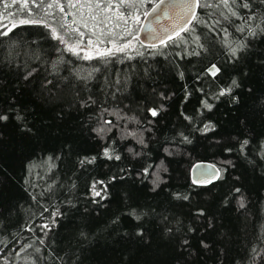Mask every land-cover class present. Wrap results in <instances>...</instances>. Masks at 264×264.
Wrapping results in <instances>:
<instances>
[{"label": "trees", "instance_id": "1", "mask_svg": "<svg viewBox=\"0 0 264 264\" xmlns=\"http://www.w3.org/2000/svg\"><path fill=\"white\" fill-rule=\"evenodd\" d=\"M156 1L139 7L140 23ZM250 5L238 8L240 15L264 19V3ZM16 7L7 11L15 15ZM197 11L208 26L195 24V32L182 34L186 43L141 46L140 23L133 24L135 49L107 63L65 52L43 25H20L0 36V112L9 115L0 122V249L10 261L20 245L43 236L36 225L49 223L45 244H34L41 253L28 250L38 264H253L251 248L264 247V32L241 33L236 26L243 20ZM216 19L228 28V40L244 43L237 58L230 60L220 27L210 30ZM212 63L222 69L218 80L205 72ZM93 66L100 71L78 79L77 72ZM233 78L235 101L212 97ZM204 99L211 111L202 107ZM205 125L212 130L203 131ZM101 126L105 131L97 135ZM92 157L93 163L81 164ZM198 161L213 163L222 178L193 180L190 169ZM153 173L159 177L155 190ZM98 180L105 184L97 190L106 185L104 199L92 196ZM55 208L61 215L53 224ZM29 224L34 232L24 231Z\"/></svg>", "mask_w": 264, "mask_h": 264}, {"label": "snow or ice", "instance_id": "2", "mask_svg": "<svg viewBox=\"0 0 264 264\" xmlns=\"http://www.w3.org/2000/svg\"><path fill=\"white\" fill-rule=\"evenodd\" d=\"M146 0H0V29H6L0 31V36H8L9 33L13 31L16 27L20 25H43L45 28L49 29L51 37L53 40H57L61 45H64V51L70 53L72 56L76 57L79 60L83 61H102L109 62L111 59L116 58L118 54L127 55L129 50H134L135 46L133 41L137 39L136 35L132 31L133 24L140 23V16L137 14L139 7L143 5ZM165 3V0H159V3L153 8V12H156L157 9H160L165 16L173 19V24L171 29L164 28V35L161 36L154 28L148 29L150 35L154 39H159V44L161 47H168L169 45H174L179 47L180 44L186 43V35L195 32V24H204L208 26V22L202 20L198 15V9H213L218 14V16L223 21H229L231 18L238 20H243L244 23L237 25L236 30L243 33L245 29L248 30V35H256L257 29L264 32V27H261L264 24V19H259L255 12H252L247 17H242L238 12V8L244 10L250 9V0H178L167 6L166 9H162L161 5ZM261 3H264V0H261ZM13 5H16V14L13 12L7 11L12 8ZM171 13V16H170ZM147 15V13H145ZM213 13H209L211 17ZM71 17V19H69ZM221 19H216L213 21L210 30L220 27V30L224 34V45L227 48V54L231 59L237 58V52L242 50L245 45L242 41L234 42L227 39L229 36L228 28H225L221 24ZM8 20V23L5 24L3 21ZM255 26L251 23L252 21H257ZM10 25V26H9ZM119 29V31H117ZM196 41H199V37H195ZM143 46V45H141ZM203 47L202 45H199ZM148 47L157 49L156 44H150ZM137 55L143 56L144 53L137 51ZM198 55L199 53H193ZM128 59H132V56H127ZM62 59V58H61ZM61 61H57L59 63ZM122 62V61H121ZM55 67V63L53 65ZM84 70L82 69L81 72ZM100 71L98 67H91L86 74L81 75L80 72H77L78 79H84L85 81L92 78L95 72ZM222 69L217 64L212 63L211 66L207 67L205 72L208 76H211L214 80H218L219 74ZM30 76L31 73H28ZM183 74H181L182 76ZM28 77L26 76L25 79ZM50 83V82H49ZM119 83V81H117ZM239 84L235 78L224 87L219 88L217 92L212 93V97L219 99L220 97L232 96L233 89L238 88ZM232 99L235 101L237 98L232 96ZM91 100V97H89ZM86 103L84 106H86ZM202 107L211 111L213 104L209 102L208 99L201 101ZM107 111V109H105ZM152 117L158 115L157 109H149ZM118 116V113H111ZM18 121L23 120V117L16 115L15 117ZM134 119V118H130ZM185 119H190V117L185 116ZM9 120V115L7 112H0V122H7ZM112 121H104V124H111ZM30 131V129H28ZM212 130L211 125H205L203 131L207 132ZM97 135L102 134L105 129L103 126L100 128L94 129ZM108 131H111L109 128ZM129 135H135L134 132L128 133ZM185 139H187L185 137ZM143 143V141H140ZM249 141L247 139L243 140L240 144V151L243 152L245 147L248 145ZM167 151V150H166ZM231 151V149H227ZM104 156L107 159H112L113 155L110 153L108 148L104 149ZM119 160L120 157L117 155L114 157ZM52 158L49 157L50 161ZM96 158L92 157L91 159L85 158L81 161V164L84 163H93ZM228 163H231L230 161ZM52 167V165H49ZM144 175L147 177L149 175L148 169H144ZM153 176H156V179L153 181L154 188L158 186L157 182L159 177L153 173ZM221 173L217 171L213 177L208 178L206 183H212L213 179H221ZM27 183V180L25 181ZM196 183V181H193ZM97 184L104 185L105 182L102 180L94 181L92 184V196L100 197L104 199L105 196L102 195V192H106V185L103 189L97 190ZM51 185L48 186V190H51ZM234 191L239 193L241 190L235 188ZM35 199V196H33ZM187 199V197H184ZM97 202V201H93ZM240 208H244L243 197H240L239 200ZM49 209L44 207V212H48ZM43 216V213H40ZM61 212L59 208H55L51 211L52 223H55V218L60 216ZM130 215L133 219L139 221L141 215L137 213L135 209H132ZM197 215L203 216V211L197 213ZM115 223V221H113ZM39 228L43 233V236L36 237L32 242L24 243L20 245L17 250H14L10 255H14L15 260L10 261L8 255H3V250L0 249V264H19L20 261H23L24 264H38L35 256L28 254V250L32 249L33 252L39 255L42 251L40 247H34L36 240L39 241L40 245L45 244L44 237L47 236L48 232L51 231V225L49 223H42L35 226ZM24 231L34 232L35 228L32 225H26ZM170 231V230H169ZM189 231L193 229L189 228ZM137 236L143 237V232L137 230ZM80 236L85 240L87 239V233L80 232ZM0 243H3L0 241ZM183 243L188 244L187 240H184ZM17 244H20L17 241ZM201 244L204 247H208L201 241ZM47 256H40V259H47ZM57 259H63V257H57ZM249 259L254 262L259 259L264 261V247L257 248L253 246L250 251Z\"/></svg>", "mask_w": 264, "mask_h": 264}, {"label": "water", "instance_id": "3", "mask_svg": "<svg viewBox=\"0 0 264 264\" xmlns=\"http://www.w3.org/2000/svg\"><path fill=\"white\" fill-rule=\"evenodd\" d=\"M178 2V0H165V3L161 5L162 9H166L168 5ZM159 3V0H157L153 5L145 12L147 15H143L139 30H138V40L139 42L147 46L150 44H156L157 46L159 44V39H154L152 35L149 34L148 29L154 28L159 33V35L163 36L164 28L171 29V25L173 24V19L169 18L168 16H165L164 13L157 9L156 12H153V8L156 7V5ZM171 16V13H170ZM215 165L210 162L206 161H198L196 162L190 169V176L193 180H201L210 178L214 172H215Z\"/></svg>", "mask_w": 264, "mask_h": 264}, {"label": "rangeland", "instance_id": "4", "mask_svg": "<svg viewBox=\"0 0 264 264\" xmlns=\"http://www.w3.org/2000/svg\"><path fill=\"white\" fill-rule=\"evenodd\" d=\"M10 26V25H9ZM6 30V29H5Z\"/></svg>", "mask_w": 264, "mask_h": 264}]
</instances>
